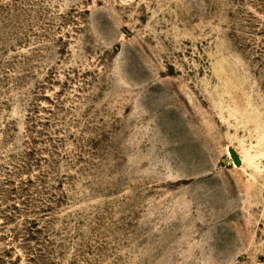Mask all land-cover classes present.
<instances>
[{
	"label": "rangeland",
	"instance_id": "obj_1",
	"mask_svg": "<svg viewBox=\"0 0 264 264\" xmlns=\"http://www.w3.org/2000/svg\"><path fill=\"white\" fill-rule=\"evenodd\" d=\"M0 264H264V0H0Z\"/></svg>",
	"mask_w": 264,
	"mask_h": 264
}]
</instances>
